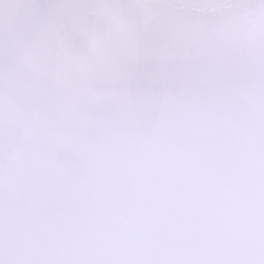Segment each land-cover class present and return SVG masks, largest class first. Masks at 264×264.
Wrapping results in <instances>:
<instances>
[{"label": "snow or ice", "instance_id": "obj_1", "mask_svg": "<svg viewBox=\"0 0 264 264\" xmlns=\"http://www.w3.org/2000/svg\"><path fill=\"white\" fill-rule=\"evenodd\" d=\"M0 264H264V0H0Z\"/></svg>", "mask_w": 264, "mask_h": 264}]
</instances>
